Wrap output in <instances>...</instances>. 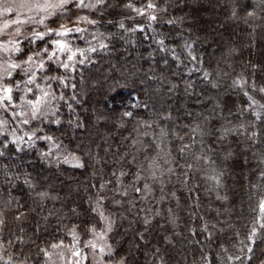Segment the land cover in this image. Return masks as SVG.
Masks as SVG:
<instances>
[{"label": "trees", "instance_id": "1", "mask_svg": "<svg viewBox=\"0 0 264 264\" xmlns=\"http://www.w3.org/2000/svg\"><path fill=\"white\" fill-rule=\"evenodd\" d=\"M148 2L108 0L90 12L95 24L67 36L84 56L68 61L60 54L69 68L46 61L43 72L37 69L36 83L63 97L51 105L60 123L16 125L19 145L12 126H0V264L9 257L46 264L54 244L79 246L85 264H264V113L257 120L248 100L264 103V6L153 0L166 9L155 21L151 10L138 15L124 6ZM56 38L23 40L15 58L26 59L33 48L51 51ZM24 79L19 69L5 78L12 105L21 96L14 85ZM29 87L26 99H40V89ZM37 127L43 130L33 136ZM46 136L53 139L36 138ZM101 211L113 222L106 237L113 254L104 258L87 246L97 240L91 228L107 231ZM253 228L255 243L248 239ZM129 245L134 253H125Z\"/></svg>", "mask_w": 264, "mask_h": 264}, {"label": "snow or ice", "instance_id": "2", "mask_svg": "<svg viewBox=\"0 0 264 264\" xmlns=\"http://www.w3.org/2000/svg\"><path fill=\"white\" fill-rule=\"evenodd\" d=\"M88 2V0H78L79 6L80 8H84L85 4ZM94 3H103V0H94ZM7 4L8 7H5L4 5ZM71 6V4L69 3V0H44L43 3H40L39 0H0V15H3L5 13H15L17 15H19V11L21 9H27L29 12L33 11V10H39V11H44V12H54L56 9H60V8H64L65 6ZM127 8H132L138 15H144L146 10H151V12L148 13V18L152 21H155L158 19L157 15H155L156 11H166L165 8H161L158 6L157 3H154L153 0H149V2L147 3L146 7H141V8H136L134 7V5L132 3H127L124 5ZM264 6V0H259V4H257V7H261ZM262 10H264V7H262ZM255 15V11H251L248 12V16H254ZM78 19L80 21H87L88 23L91 24H95L96 21L95 20H90L87 16H79ZM24 21H21L19 19L13 20L14 24L19 25L20 23H23ZM169 23H171V21H169ZM10 27L9 23L7 21H5L2 25H0V37H3L5 30L8 29ZM120 27L123 28L124 24H120ZM50 32H54L56 35V39L51 41L52 46H54V48L56 50H58L61 54L67 53V60L68 61H73L77 54L84 56L85 55V51L82 49H73L72 45L68 42V40L66 39L67 36L73 32V28H69L68 26L65 25H60V27L56 30H52L49 29ZM83 31V29H81L80 27H75V32H81ZM35 35L38 37L37 41H42L44 40V38L46 37L43 33H35ZM17 43H18V39H12L10 37H8L7 41L4 42L3 39H0V53H7L9 54V56H11L12 53L14 52H19V48L17 47ZM161 43H163V41H161ZM101 47H105V45L101 44ZM88 51H96V49L94 47H90L88 49ZM45 54H48V47L45 49ZM55 52H52L51 55L55 56ZM32 57L28 58V62H31ZM192 59H195V57H192ZM84 61L81 60L80 63H83ZM61 67L67 69L69 68V64L68 63H63L61 62ZM39 67L41 69H43L44 65L40 64ZM20 70V66L15 63V61L13 60H9L7 63H5L4 61H0V103H4L5 101L10 102L13 100V87L9 84L5 82V77H11L13 72H15L16 70ZM245 81L243 80H237L234 81V84L236 86L239 87H243ZM261 93H264V88H261L259 90ZM41 97L40 99L33 101V100H27L28 105L33 109L34 113L39 112L40 110V106L42 104V102L44 101V99L48 96L47 92H41ZM245 96H248V93H245ZM63 97L61 96V99ZM248 100L251 101V104L249 105V107H252L253 105L256 106V108L258 110L255 111V116L257 120L262 119V113H264V103H260L259 101L255 100L252 96H248ZM123 115L125 116H131L132 113L131 112H125ZM25 123H27V121H25ZM56 123H60V121H57ZM3 121H0V125H3ZM256 133H253V136H255ZM43 139L45 140H52V137H43ZM20 140H22V137H16L14 136V142L17 143V145H19ZM185 147H188L187 145H185ZM184 149L182 148L181 151H183ZM78 159V158H76ZM67 162V161H66ZM155 163V161L153 162ZM84 165L82 163H77L75 165V167H83ZM169 171H171V169H169ZM125 175L123 172L121 173V176ZM155 174L153 173V176ZM141 177L139 175H137V180H140ZM101 187H103V185H101ZM143 189L145 191H151V187L148 184H144ZM134 191L136 192H140L141 189L140 188H134ZM124 195H127V193H123ZM99 203V201H98ZM116 203H119V201H116ZM260 208L262 210V212H264V202H261L260 204ZM95 211V209H94ZM170 211V210H169ZM100 217L102 220L105 221L106 224V232H100V233H96L95 228H91L90 231H92L96 237L97 240H89L87 242V246L91 247L93 250H97L99 251L100 255L102 258L104 257H111L113 254V249L112 246L110 244L107 243L106 237H107V232H111L112 228H113V222L110 220L109 217L104 215V212L101 211L99 213ZM145 224L149 223V221L147 219H145L144 221ZM262 228H264V225L261 226ZM207 229V225H205V230ZM257 234V230L255 228H253L252 232L250 233L248 239L250 241H252L253 243H255V236ZM71 235H73L74 240H76V234L73 231V233H71ZM143 238V237H141ZM98 241H102L103 243H99ZM77 243H79V241H76ZM53 248H57L59 247V245H52ZM241 251H243V249H241ZM247 251L249 253H251L253 251L252 247H248ZM46 255H50L48 253H46ZM72 255L73 256H79L80 252L78 250H76L74 247L72 249ZM240 260V256H229L228 260ZM249 260H251V256L248 257ZM4 264H13L12 262V258L9 257L6 261H4ZM117 264H125V260L123 258H121Z\"/></svg>", "mask_w": 264, "mask_h": 264}, {"label": "clouds", "instance_id": "3", "mask_svg": "<svg viewBox=\"0 0 264 264\" xmlns=\"http://www.w3.org/2000/svg\"><path fill=\"white\" fill-rule=\"evenodd\" d=\"M105 2L106 0H103V3H94L93 0H88V2L85 4V7L83 9H88L90 11L97 10L98 8L103 6ZM69 3L71 4V6H73L74 9H82L79 6L78 0H69ZM4 6L8 7L7 4H5ZM33 11L35 14L29 16L26 21H24L23 23H20L19 25L14 24L13 20L7 21L8 23L15 25L14 30L7 33L8 37L12 39H16L17 37L20 38L18 39V43H17L19 52H14V53H20L23 51L21 44H20L21 39L29 40V44H34V42L37 41L38 39L35 33H43L45 36H49L52 33L49 31V29L56 30V28L49 26V24L47 23L48 18L55 16L57 14V11L71 12V9L66 5L64 8L56 9L54 12H44V11H39V10H33ZM257 15L258 14L255 13L254 16H257ZM62 24L67 26L66 23H61L60 25ZM26 25L33 26L32 30L28 31L26 29ZM73 31H75V28H73ZM29 37H31V39H29ZM93 38L95 39V37ZM46 48H47L46 46L41 47L39 49L33 48L31 50V54H28L26 59L16 60L12 56H8L6 59L3 60L5 63H7L9 60L15 61V63H17L20 66V71L22 72V74L26 77V79L14 85L15 89L21 93V96L19 98V103H16L15 105L11 104L12 101H10L8 105H5L4 103H0V107H3L5 110H9L11 108L13 112V120H16L18 124H29L32 120H40L41 123H43L44 121L56 123L57 121H59V119L56 118V112L58 111V109L51 105H52V101L58 102L61 99V96H56L51 91L50 84L46 86H42L41 84L36 83L37 69L43 72V69L46 66V61H52L57 65H61V60H60L61 53L55 48H53L51 51H49L48 49V54H45ZM52 52L56 53L55 56L51 55ZM29 57H32L30 63L28 62ZM40 64L44 65L43 69L39 67ZM40 79L44 81H48V80L59 79V77L57 76L49 77L46 75H41ZM29 85L35 86L36 88L40 89L41 92L48 93V96H47L49 98L48 106H46L45 110L40 109L39 115H37L38 112L34 113L33 109L27 103V99H26L27 93L32 91V88L29 87ZM0 117H2V113H0ZM0 121H3L4 125H8L10 123V121L7 119H0ZM25 121H27V123H25ZM42 130L43 129L40 127L33 129L32 130L33 136H35L37 132H40ZM11 135L16 136V131L13 130ZM36 138L41 139L43 137H36Z\"/></svg>", "mask_w": 264, "mask_h": 264}, {"label": "rangeland", "instance_id": "4", "mask_svg": "<svg viewBox=\"0 0 264 264\" xmlns=\"http://www.w3.org/2000/svg\"><path fill=\"white\" fill-rule=\"evenodd\" d=\"M108 0H106V2H107ZM39 2L40 3H43L44 2V0H39ZM93 2H94V0H93ZM106 2H105V4L103 5V6H105L106 5ZM111 7V5L110 6H107V8H110ZM134 7H136L137 8V6H134ZM69 8L71 9V10H74V13H76L75 15H73V16H71L70 18H69V20L67 21V22H64L63 21V19L62 18H60L59 19V17H60V13L61 12H59V11H57V14L55 15V16H52V17H49L48 18V20H47V23L49 24V26L50 27H53V28H56V29H58L59 28V26H60V24L61 23H66L67 24V26L69 27V28H75V27H80L81 29H83L82 28V25L85 23V22H87V21H80V20H78V17L79 16H87L89 19H90V10H88V9H74L73 8V6H69ZM132 9V8H131ZM206 9H208V8H203V10H206ZM133 10V9H132ZM35 13H34V11H31V12H29L27 9H21L20 11H19V15H17V14H15V13H5V14H3V15H0V25H2L5 21H12V20H16V19H19V20H21V21H26L27 19H28V17L29 16H31V15H34ZM9 25H10V27L8 28V29H6L5 30V33H4V35H3V37H0V39H3L4 40V42H6L7 41V39H8V35H7V33L8 32H10V31H13L14 30V28H15V25H12L11 23H9ZM84 26V25H83ZM32 28H33V26H31V25H26V29L28 30V31H31L32 30ZM42 30V29H41ZM73 32H75V31H73ZM72 33V32H71ZM51 34H55L54 32L53 33H51ZM29 38H31V37H29ZM17 39H20L19 37H17ZM67 39V38H66ZM68 40V39H67ZM23 40L21 39L20 40V42H22ZM17 54L16 53H12L11 54V56L14 58V59H16L15 58V56H16ZM9 56V54H7V53H0V61H3L4 59H6L7 57ZM17 60V59H16ZM6 78V77H5ZM218 78L219 79H221L222 78V76L220 75V74H218ZM3 117H4V119H7V120H9L10 121V123H9V128L11 127V132L13 131V130H15L16 131V136L18 135L17 134V132H18V130L19 129H21V127H23V125L22 124H18L17 122H16V120H13V112L11 111V113L10 112H6L5 114H2V117H0V119H3ZM18 119V118H17ZM18 126V130H16L14 127L15 126ZM1 126V128L3 127V126H5L4 124L3 125H0ZM21 126V127H20ZM7 128H8V126H7ZM23 130V129H22ZM243 175H245V172L243 173ZM72 182V184L73 183H76V181H71ZM75 185V184H74ZM82 184H79V186H81ZM73 199H74V201L75 202H77V201H79L78 200V198L77 197H75V196H73ZM194 202V201H193ZM262 236H264V232L262 233ZM76 244V243H75ZM205 244V243H204ZM59 245V247H57V248H54L53 249V251H51V252H49L48 254H50V255H47V262H46V264H85V257H86V253H83L81 250H80V248H79V246H78V248H77V246H76V250H78L79 252H80V255L79 256H73L72 255V249H73V247H74V245H64V244H58ZM126 252H130V253H134V249H133V247L132 246H127L126 248H125V253ZM100 256V255H99ZM140 264H144L143 262H141Z\"/></svg>", "mask_w": 264, "mask_h": 264}]
</instances>
